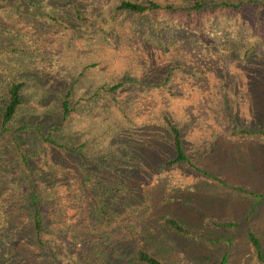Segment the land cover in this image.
Masks as SVG:
<instances>
[{
    "label": "rangeland",
    "instance_id": "rangeland-1",
    "mask_svg": "<svg viewBox=\"0 0 264 264\" xmlns=\"http://www.w3.org/2000/svg\"><path fill=\"white\" fill-rule=\"evenodd\" d=\"M188 6L0 0V121L9 85L23 83L0 125V264H140L138 249L162 264H220L225 251V264H264V12ZM163 117L197 167L259 198L163 168L174 153Z\"/></svg>",
    "mask_w": 264,
    "mask_h": 264
},
{
    "label": "trees",
    "instance_id": "trees-1",
    "mask_svg": "<svg viewBox=\"0 0 264 264\" xmlns=\"http://www.w3.org/2000/svg\"><path fill=\"white\" fill-rule=\"evenodd\" d=\"M188 3V10L193 11L195 13H202L205 11H218V10H228L231 9L233 11L236 10H242L246 6L250 7L254 10L253 13L256 17V19L259 17L257 12L259 10L264 12V0H239L235 3H229L225 1H218V2H209L207 0H185ZM172 8L167 5H159L152 1H146L144 3H136L131 1H121L117 6L116 9L127 11L129 13H137L142 14L144 12L153 11V10H166ZM249 21H252L250 19ZM257 29L260 28V26H256ZM264 33V32H263ZM227 41V40H226ZM228 44V41H227ZM120 84L112 85L108 91H112L119 87ZM23 87L22 82H15L9 85L7 89V99L5 101L4 107L1 112V121L0 125L3 128L4 125L12 118L15 110L19 105L22 104L23 100L20 96V91ZM68 112L67 108V100L64 98V100L61 103V113L62 117L61 120H63L66 116V113ZM162 122L164 126L166 127L170 138H171V144L172 148L174 150L173 156L166 160L163 165H161L163 168H172L176 167L178 165H184L188 169H191L192 172H195L201 176H203L206 179H210L213 181H216L219 183L220 186L228 188L233 191H238L241 193L249 194L254 196L255 198H259L258 195L248 192L245 189H242L240 187L236 186H228L225 182L220 181L215 176L209 174L208 172L204 171L203 169L197 167L183 152L181 141L179 137V132L176 126L167 118L163 117ZM255 130H248L244 131L247 135L254 133ZM46 139V138H45ZM47 140V139H46ZM50 144L59 147L58 144H55L54 142H50ZM64 148V147H63ZM62 148V149H63ZM66 150L71 151V149L67 148ZM29 204L31 208V218H32V228L35 232V234L38 236L40 231L42 230V212L41 208L39 207V202L37 199V195L34 193H31L29 196ZM101 214H106L105 211H101ZM160 224L165 226L170 231L184 237H191L190 231L177 219L171 216H163L160 219ZM246 237L248 239V242L251 244L256 258L258 260L262 259V248L259 239L255 236V234L247 229L246 231ZM227 251H225L220 259V264L226 263L227 258ZM134 260L140 264H162L161 261H159L155 256L151 255L145 250L138 249L136 250L134 254Z\"/></svg>",
    "mask_w": 264,
    "mask_h": 264
}]
</instances>
